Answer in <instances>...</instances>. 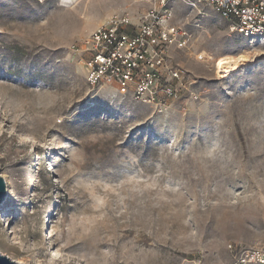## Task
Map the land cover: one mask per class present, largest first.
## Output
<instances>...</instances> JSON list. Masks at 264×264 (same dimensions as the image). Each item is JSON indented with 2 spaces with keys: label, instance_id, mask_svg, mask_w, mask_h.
Masks as SVG:
<instances>
[{
  "label": "rangeland",
  "instance_id": "obj_1",
  "mask_svg": "<svg viewBox=\"0 0 264 264\" xmlns=\"http://www.w3.org/2000/svg\"><path fill=\"white\" fill-rule=\"evenodd\" d=\"M141 0H0V254L17 264H236L264 250V52L178 0L188 81L147 105L89 86L81 44Z\"/></svg>",
  "mask_w": 264,
  "mask_h": 264
},
{
  "label": "built area",
  "instance_id": "obj_2",
  "mask_svg": "<svg viewBox=\"0 0 264 264\" xmlns=\"http://www.w3.org/2000/svg\"><path fill=\"white\" fill-rule=\"evenodd\" d=\"M151 7L142 13L110 16L82 41L89 86L113 85L119 95L140 103L161 105L174 101L188 81L172 66V54L188 50L192 36L174 21V0H141ZM196 15L214 11L230 31L264 46V0H178ZM236 264H264V250L240 253Z\"/></svg>",
  "mask_w": 264,
  "mask_h": 264
},
{
  "label": "bare ground",
  "instance_id": "obj_3",
  "mask_svg": "<svg viewBox=\"0 0 264 264\" xmlns=\"http://www.w3.org/2000/svg\"><path fill=\"white\" fill-rule=\"evenodd\" d=\"M77 1L78 0H58L62 7L71 6ZM258 59H264V52H246L235 56L224 55L216 62L215 68L218 70V73L230 74Z\"/></svg>",
  "mask_w": 264,
  "mask_h": 264
},
{
  "label": "water",
  "instance_id": "obj_4",
  "mask_svg": "<svg viewBox=\"0 0 264 264\" xmlns=\"http://www.w3.org/2000/svg\"><path fill=\"white\" fill-rule=\"evenodd\" d=\"M5 182L4 180L0 177V204L4 201L5 199ZM0 264H17L11 260H9L7 257L2 256L0 254Z\"/></svg>",
  "mask_w": 264,
  "mask_h": 264
}]
</instances>
